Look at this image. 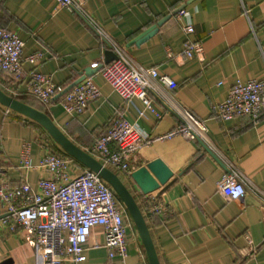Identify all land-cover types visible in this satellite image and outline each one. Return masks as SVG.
Returning a JSON list of instances; mask_svg holds the SVG:
<instances>
[{
	"label": "crops",
	"instance_id": "obj_1",
	"mask_svg": "<svg viewBox=\"0 0 264 264\" xmlns=\"http://www.w3.org/2000/svg\"><path fill=\"white\" fill-rule=\"evenodd\" d=\"M189 1L88 0L85 19L59 7L56 0H0V27L18 34L25 43L22 63L26 76L37 70L66 89L80 78L79 73L95 70L91 67L94 63L104 62L107 47L97 35L100 28L135 65L156 68L176 82L175 89L158 83V97L150 93L161 120L148 113L139 99L125 102L99 71L92 78L102 95L83 115L67 113L62 98L44 105L27 94L25 83L14 84L1 71L0 89L7 95H11L8 88L14 89L19 94L17 100L49 116L84 151L118 115L136 123L148 136L158 137L179 122L172 106L185 108L206 124V139L158 141L142 149L132 163L134 172L162 160L173 172L167 185L146 197L128 175L116 173L144 214L150 201L163 205L162 214L146 218L160 264H264V116L255 123L239 118L224 122L214 114L237 81L264 79V0H195L187 5ZM183 5H187L184 11L188 17L173 15ZM169 15L171 19L153 38L141 46L131 45ZM189 23L195 29L190 38L203 43V62L182 55L187 39L184 27ZM38 52L45 55V60L35 67L25 59ZM141 111L146 117L140 116ZM26 143L31 144L34 167L48 152L69 156L42 126L0 104L4 180L12 187L28 183L37 189L39 181L50 175L39 168H21ZM230 169L246 179L248 192L242 200H228L218 190V182ZM86 170L75 160L68 171L76 176ZM1 215H5V209L0 201ZM129 224L128 257L125 261L116 258L113 264H150L137 228ZM104 242L103 229L94 228L87 260L79 264H108ZM6 260L43 264L26 233L21 229L11 233L0 223V263ZM65 264L74 263L68 260Z\"/></svg>",
	"mask_w": 264,
	"mask_h": 264
},
{
	"label": "built area",
	"instance_id": "obj_2",
	"mask_svg": "<svg viewBox=\"0 0 264 264\" xmlns=\"http://www.w3.org/2000/svg\"><path fill=\"white\" fill-rule=\"evenodd\" d=\"M87 1L56 0L59 7L85 19L88 18L85 10ZM179 15L184 18L189 14L183 10ZM184 32L187 39L182 55L189 60L198 59L203 62V43L190 38L195 32L193 24L186 25ZM97 35L106 49L114 51L118 59L108 65L97 62L91 67L96 70L103 65L99 73L114 92L127 103L139 99L148 113L161 120L162 114L154 107L150 93L158 97V83L175 89L176 82L161 75L156 68L144 69L135 65L102 29H97ZM24 47L25 43L18 34L0 27V71L9 75L14 84L25 83L27 94L44 105H49L64 88L56 85L50 76L37 70L26 76L22 63ZM169 58H173L171 53ZM25 60L36 67L45 60V55L38 52ZM7 91L11 93V97L19 96L14 89L8 88ZM101 95L99 87L90 77L67 92L62 97L61 105L71 115H83L89 105ZM172 112L177 115L179 122L170 132L158 137L148 136L136 123L118 115L109 129L86 152L111 171L130 177L136 155L155 142L178 137L190 142L206 139L208 128L204 122L180 105L172 106ZM145 114L144 111L140 112L142 117H146ZM214 114L224 122L237 118L259 122L264 116V79L237 81L227 99L215 107ZM74 163V158L48 152L39 165L34 167L31 144H24L20 158L21 168L28 171L39 168L50 175V178L41 179L37 189H34L28 183L12 187L5 182V167L0 161V201L5 209L1 225L11 233L18 229L26 233L36 245L37 255L43 264H65L68 260L74 264L85 262L92 230L101 227L108 264H113L116 258L125 261L128 257L130 227L126 207L98 174L86 170L72 176L68 170ZM217 186L219 192L231 201L242 200L248 192L245 177L233 169L224 174ZM162 212V204L150 201L148 211L142 213L146 219ZM249 244L255 254L253 242L249 240Z\"/></svg>",
	"mask_w": 264,
	"mask_h": 264
},
{
	"label": "water",
	"instance_id": "obj_3",
	"mask_svg": "<svg viewBox=\"0 0 264 264\" xmlns=\"http://www.w3.org/2000/svg\"><path fill=\"white\" fill-rule=\"evenodd\" d=\"M195 0H190L187 5L191 4ZM187 5H183L173 15L179 14L181 11L185 10ZM172 15H169L159 21L157 24L151 26L149 29L140 34L137 38H135L131 45L141 46L149 39L153 38L160 30V28L170 20ZM118 56L116 53L110 49L105 52L104 64L108 65L113 61H116ZM103 65L99 69L92 70L91 68L85 69L83 72L79 73L80 78L73 82L69 87L61 91L56 97L53 99L54 101L61 99L67 92L73 89L76 85L83 82L85 79L92 77L96 74ZM0 104L5 106L6 108L26 117L30 120L38 123L42 126L46 132L50 135V137L67 153L69 156L74 158L76 161L84 165L89 171H92L98 174L105 182L109 184V186L114 190V192L119 196L122 203L126 207L128 214L132 218L135 227L137 228L141 240L143 242L145 251L147 253V257L150 264H160L153 239L147 224V221L140 209L135 196L129 190L127 185L122 181V179L110 169L104 167L99 161L90 156L86 151L79 148L75 145L62 131L58 126L54 123V121L47 116L45 113L36 110L14 97H11L4 93L0 89ZM201 145L204 149L210 153V155L214 156L212 152L202 143ZM215 157V156H214ZM216 158V157H215ZM216 160H218L216 158ZM173 177V172L169 169V167L160 159H156L146 166L141 167L134 171L130 178L138 187L140 192L143 195H151L158 191L161 187L167 185L170 179ZM5 217V215L0 216V220ZM0 264H13L12 260L3 261Z\"/></svg>",
	"mask_w": 264,
	"mask_h": 264
},
{
	"label": "rangeland",
	"instance_id": "obj_4",
	"mask_svg": "<svg viewBox=\"0 0 264 264\" xmlns=\"http://www.w3.org/2000/svg\"><path fill=\"white\" fill-rule=\"evenodd\" d=\"M129 219H130L131 224L133 223V225H135L133 220H132V218L130 216H129Z\"/></svg>",
	"mask_w": 264,
	"mask_h": 264
},
{
	"label": "trees",
	"instance_id": "obj_5",
	"mask_svg": "<svg viewBox=\"0 0 264 264\" xmlns=\"http://www.w3.org/2000/svg\"><path fill=\"white\" fill-rule=\"evenodd\" d=\"M117 199L122 203L121 199L119 198V196L116 194Z\"/></svg>",
	"mask_w": 264,
	"mask_h": 264
}]
</instances>
